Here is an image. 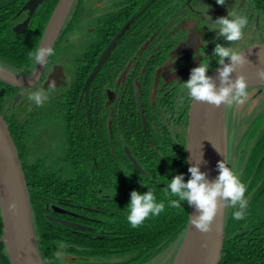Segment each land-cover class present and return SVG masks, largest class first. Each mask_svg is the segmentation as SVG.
<instances>
[{"label": "flooded vegetation", "instance_id": "1", "mask_svg": "<svg viewBox=\"0 0 264 264\" xmlns=\"http://www.w3.org/2000/svg\"><path fill=\"white\" fill-rule=\"evenodd\" d=\"M58 2L59 0L52 7V0H41L37 3L35 0H0V15L5 18L19 40L40 36L38 47ZM205 4L209 5V10L212 8L213 13L219 17L227 16L229 10L224 13L225 7L236 13L239 10V14L243 12L246 17L250 15L252 19L254 18L253 27L249 26V21L243 31H246L245 35L248 31L249 33L252 31L253 36L241 44L238 41L232 45L224 37L217 38L215 31L213 33L208 30L211 22H207L209 18L201 10ZM33 5L35 6L32 7ZM219 7H223V12L218 10ZM250 10H252L251 14ZM256 10L257 7L251 0H225L223 5L218 4L217 0H74L53 46L54 55L48 58V64L43 68L39 80L34 85L15 86L17 88L12 104H18L19 111L24 106L36 105L28 98L29 93L38 87L48 91L44 83L48 75L53 72L58 75L60 82L56 84L54 90L49 91L50 95H58V87L70 85L73 79L87 74L80 86L74 120L83 122L86 118L89 125H94L97 131L107 134L111 142V151L118 150V141L121 140L119 146L122 150L126 152V149H129L135 158L132 153L134 146H130L129 142L125 141L124 133L115 131L116 127L113 125L117 115L122 113L121 106L124 100L126 103V97L131 101L133 99V112L140 118L152 143L165 141L166 136L169 135L173 137L175 144L182 143L179 139H184V147L187 149L194 101L187 95V90L182 88V82L190 79L191 70L201 62L210 60L208 75L217 68L212 69L211 62L213 60L217 62V58L212 56L216 43H230L231 47L235 46L234 49L239 45L238 51L264 43V30L260 25L261 11ZM83 16L87 20L86 25L82 24ZM118 22L121 24L115 32ZM199 28L205 32L204 35L198 36ZM112 33L115 34L104 43L103 39H106L104 37H110ZM117 35L110 54L95 76L88 81L103 51ZM121 44H125V49L120 48V51H116ZM91 51H97L93 63L90 58L94 53ZM114 51L118 54L113 57L115 59H110ZM128 53L129 57L118 62L119 54ZM227 60L226 58L225 61ZM0 64L25 76L31 75L36 68L34 62L28 68H20V71L12 70L2 61ZM95 84L98 86L95 87ZM2 87L6 90V86ZM138 89L141 93L143 114L137 103ZM257 89L262 91L264 88ZM18 94L20 97L16 99ZM80 105L83 106V110L79 109ZM26 112L21 117L25 118ZM42 114L45 113H39L37 116ZM255 117L244 132L251 129ZM237 132L238 130L235 129V134ZM259 132V129L257 132L254 131V136L244 142L243 139L239 142L235 138L233 147L236 150L234 156L237 163L235 159L233 161L232 155L230 165L229 157V167L246 185L245 197L248 205L242 220L233 218L238 206L226 207L223 254L225 252L228 264H264V169H259L261 161L254 165L249 162L246 166L250 161L251 147ZM49 133L57 134L55 131ZM50 135L45 136L50 137ZM253 183L255 185L251 187ZM55 206L63 211L55 210ZM51 207L56 212L77 216L79 219H71L66 215L51 216L87 226L81 220L85 219L84 215L73 209L55 204ZM67 226L76 230L73 226Z\"/></svg>", "mask_w": 264, "mask_h": 264}, {"label": "trees", "instance_id": "2", "mask_svg": "<svg viewBox=\"0 0 264 264\" xmlns=\"http://www.w3.org/2000/svg\"><path fill=\"white\" fill-rule=\"evenodd\" d=\"M52 1L53 7L57 0ZM251 2L264 13V0ZM2 17L0 15V61H5L15 71L30 67L33 61L29 53L37 47L40 36L19 40ZM120 24L117 23L115 32ZM113 34L104 37L103 42ZM124 46L121 44L116 51L125 49ZM116 51L110 59H115ZM91 53H94L90 58L93 63L97 51ZM119 55L118 62L129 57V53ZM211 62L212 69L218 67V62ZM85 76L73 79L70 85L58 87V95H50L51 91L45 90L49 95L43 106H24L21 111L18 104H12L17 87L0 79V88L6 86L0 96V113L7 121L23 162L39 249L46 264H144L186 232L190 205L182 201L181 207H170V199L178 197L171 196L170 190H163L176 175L182 174L185 182L189 180L185 141L179 139L182 143L175 144L173 137L167 135L165 141L152 143L140 118L133 112V99L126 97V103L124 100L121 106L122 113L117 115L113 125L115 131L124 133L125 141L134 146L132 153L142 168V171L138 170L119 146L121 140L118 150L111 151L107 134L89 125L86 118L83 122L74 120ZM79 109L83 110V106ZM42 112L45 114L37 116ZM258 129L260 132L251 147L249 160L253 165L261 161L259 169H264V111L255 117L245 137L250 138ZM50 131L57 134L50 135ZM150 188L156 201L165 204V209L133 228L127 220L129 211L126 208L131 192L136 190L143 194ZM52 204L84 215L85 219L81 220L89 228L72 230L67 224L49 219L48 215H66L56 212ZM3 235L0 213V264H11ZM61 244L65 247L61 248ZM57 251L63 253L62 257H56ZM115 257L121 259L114 260ZM220 264H228L225 252Z\"/></svg>", "mask_w": 264, "mask_h": 264}, {"label": "water", "instance_id": "3", "mask_svg": "<svg viewBox=\"0 0 264 264\" xmlns=\"http://www.w3.org/2000/svg\"><path fill=\"white\" fill-rule=\"evenodd\" d=\"M41 0H35V3ZM74 0H59L51 19L47 25L41 43L45 46H54L64 21ZM33 5L32 7H34ZM118 35L103 51L97 65L93 68L88 81L91 80L104 63L111 49L116 43ZM41 45V44H40ZM248 63L237 67L231 73L236 79L243 73L248 81L249 88H264V80L257 78V69L264 67V43L249 46L241 51ZM259 53L261 55H259ZM228 59L225 63H230ZM217 67L209 76L215 80L217 88L220 86L219 69ZM43 65L36 64L34 72L29 75H20L0 64V79L14 86H31L40 78ZM35 73V75H33ZM51 81L60 82L56 73L48 75L44 86L49 87ZM5 88L0 89V96ZM137 103L143 114L140 90H137ZM20 97L17 95L16 99ZM232 106L221 105L216 107L206 102L194 101L191 109L190 126L187 138V161L190 166L199 163L200 170L207 173L209 181H215L219 175L218 162L226 160L229 166V127L228 118ZM228 115V117H227ZM143 116V115H142ZM127 155L131 158L138 170L141 166L132 156L129 149ZM189 179L191 173L188 171ZM15 202L16 208L9 210V205ZM223 205V201L220 202ZM55 210L63 209L54 207ZM0 213L3 220V240L11 264H46L39 249L34 216L32 212L29 186L23 162L16 142L8 128L7 121L0 113ZM197 215L194 206H190L189 222L181 246L172 264H220L225 241L226 207H221L212 223V231L202 233L191 225V216ZM48 218L75 228H89L63 218L48 215ZM206 245V246H205Z\"/></svg>", "mask_w": 264, "mask_h": 264}, {"label": "clouds", "instance_id": "4", "mask_svg": "<svg viewBox=\"0 0 264 264\" xmlns=\"http://www.w3.org/2000/svg\"><path fill=\"white\" fill-rule=\"evenodd\" d=\"M218 4H225V0H217ZM209 5L201 9L205 15L211 20L209 30L216 31L217 38L224 37L226 41L234 44L240 41L244 36V29L248 24L245 15L237 14L234 10L229 9L227 16H221L213 21L208 15ZM54 55L52 46H45L41 43L34 51L29 53V58L35 63L46 67L48 58ZM259 55H261L259 53ZM213 57L217 58L219 65H223L219 69L220 86L217 88L213 77L208 75L210 68V60L201 62L199 66L191 70L190 79L182 82V88L187 90V95L193 101L206 102L208 104L220 107L222 104L231 106L233 104H242L248 96V81L246 76L241 73L236 79L231 78V73L236 71L237 67H242L248 60L241 51L235 50L233 47L216 43ZM229 59L230 63H225ZM35 75V73L33 74ZM257 78L264 80V67L257 69ZM55 81H51L48 89L54 90ZM49 93L43 87H38L35 91L29 93L28 98L35 102L37 106H43L48 99ZM219 175L215 181L207 179V173L200 170L199 163L189 167L191 178L185 182L182 174L176 175L170 180L163 190L169 192L170 195L178 197V199H170V207H181L182 201H187L190 206H194L197 215L191 216V225H194L198 231L209 233L212 231V223L218 215L220 208L232 207L238 210L233 213V218L242 220L245 217L248 200L245 197L246 185L241 182L239 176L227 166L226 160H221L217 165ZM143 186H148L142 183ZM223 201V205H221ZM16 208L15 202L9 205V210ZM129 211L127 220L133 228L139 227L150 215L158 216L164 209L163 202H157L154 192L150 188L149 191L141 194L133 190L131 192L130 203L126 206ZM206 246V245H205ZM61 248L65 245L61 244ZM57 258L62 257L63 253L57 251Z\"/></svg>", "mask_w": 264, "mask_h": 264}, {"label": "rangeland", "instance_id": "5", "mask_svg": "<svg viewBox=\"0 0 264 264\" xmlns=\"http://www.w3.org/2000/svg\"><path fill=\"white\" fill-rule=\"evenodd\" d=\"M222 8L223 7H219L218 10L219 11L221 10V12H223ZM228 10H229V7H225L224 8V13L225 12L227 13ZM251 13H252V10H250V14ZM208 14L212 17L213 21L215 19L219 18V16H217L216 14L213 13V9L212 8L208 11ZM237 14H239V10H237ZM240 14L241 15H245V13H243V12H240ZM255 18H256V15H255ZM247 19H248V22L250 21L249 26L253 27L252 22H253L254 18L252 19L251 16L249 15L247 17ZM207 22H211V20L209 19V21H207ZM82 24L83 25L87 24V20L85 19V17L82 20ZM260 25L263 26L262 30H264V15H263V12L260 13ZM208 30H209V27H208ZM211 31L214 33L213 30H211ZM245 32L246 31H244L243 38L239 41L240 44L243 43L244 41L248 40L251 36H253L251 34L252 31H250V33L248 31V33L246 35H245ZM204 33L205 32H203V30H201V28H199L197 30L198 36H202V35H204ZM229 44L230 43H225L224 45L230 47L232 44L231 45H229ZM233 47H235V46H233ZM239 49H240V46L238 45L235 48V50L238 51ZM3 63H5V61ZM232 111H233L234 114H232L230 112L229 113V118H228L230 165L232 164V155H233V161L235 159L234 153L236 152V150H234V147H233V143L235 141V138H236V140H239V142H241L242 139H243L242 140L243 142L246 141L249 138V136L245 137V135L247 134L248 131H246V132H244V131L248 128V125L252 121L253 117H255L256 115H258L262 111H264V89L262 91H259L257 88H253V89L248 90V96H247V99L244 101V103H242V104H233ZM235 115H236V120H235ZM227 117H228V115H227ZM235 129L238 130V132L236 134H235ZM253 136L250 135V138L253 137ZM235 161L237 163V159H235ZM239 162H240V160H239ZM249 162L250 161H248L246 166H248ZM183 237H184V235H182V236L178 237L177 239H175L174 241H172L169 245H167L165 247V249L161 250L151 260H149L147 262H144V264H172L176 254H177V252H178V250H179V248L181 246ZM67 259H70V257H67ZM120 259L121 258H119V257H115L114 258V260H120Z\"/></svg>", "mask_w": 264, "mask_h": 264}]
</instances>
